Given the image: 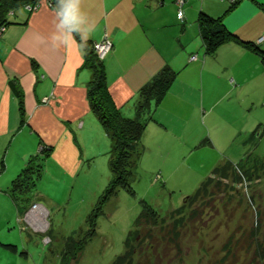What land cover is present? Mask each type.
Listing matches in <instances>:
<instances>
[{
	"label": "crops",
	"instance_id": "obj_1",
	"mask_svg": "<svg viewBox=\"0 0 264 264\" xmlns=\"http://www.w3.org/2000/svg\"><path fill=\"white\" fill-rule=\"evenodd\" d=\"M163 1L82 0V9L94 24L86 43L104 36L112 40L102 61L112 99L124 115L134 116L140 88L160 69L177 71L163 98L152 103V119L140 139L144 152L158 154L194 139L192 128L183 135L186 124L194 120L196 105L211 111L225 93L244 87L253 79L250 75L260 78L264 70L260 57L241 44L226 42L214 54L205 53L195 17L199 10L220 15L218 5L186 0L180 19L175 0H168L173 12L168 20L159 7ZM40 3L32 11L15 8L0 35V187L6 190L28 157L40 152L41 144L51 146L60 171L66 173H74L90 159L85 156L103 153L110 144L88 104L91 71L82 66L85 49L80 37L75 36L67 49L54 47L50 42L54 8ZM261 32L264 22L256 37ZM192 54L196 58H190ZM4 195L0 193V203H5Z\"/></svg>",
	"mask_w": 264,
	"mask_h": 264
},
{
	"label": "rangeland",
	"instance_id": "obj_2",
	"mask_svg": "<svg viewBox=\"0 0 264 264\" xmlns=\"http://www.w3.org/2000/svg\"><path fill=\"white\" fill-rule=\"evenodd\" d=\"M43 1L49 5L47 0ZM170 2L164 0L159 6L168 20L172 12ZM207 2L218 5L230 31L244 40L256 38L258 42L263 34L256 37L257 27L264 22V0H239L233 6L228 0ZM229 6L230 10H226ZM194 27L197 29V21ZM97 41L91 42L92 47ZM260 71V78L250 75L254 80L225 93L224 99L211 111L206 105L194 107V120L186 124L183 135L186 137L192 128L194 139L182 143L183 149L168 148L158 154L144 152L140 147L141 154L135 156L131 168L133 192L118 187L103 199L112 178L109 148L103 153L85 156L90 159L84 160L81 168L78 163L74 173L60 171L52 149L26 201L13 199L9 189L0 187L2 195L8 193L4 195L5 203H0V264H110L123 252L128 234L135 228L140 200H146L165 215L180 206L185 196L193 194L212 168L225 159H243V168L258 173L260 180L237 184L239 188L229 197L225 196V205L219 193L208 202L213 206L207 204L197 209L200 218L181 228L182 253L175 256L176 248L172 247L169 254L175 258L167 262L164 255L162 264H220L219 258L225 252L223 246L229 238L239 262H252L257 256L254 250L264 253V70ZM74 141L77 144L80 139ZM34 202L42 204L44 212L39 204L30 211ZM32 214L42 217V220L37 218L35 227L29 224ZM92 228L93 235L85 241ZM156 231L152 228L153 233ZM255 232L256 243L251 237ZM72 241L74 246L67 244ZM136 242L128 240L129 245ZM2 243L14 244L16 248L10 249Z\"/></svg>",
	"mask_w": 264,
	"mask_h": 264
},
{
	"label": "trees",
	"instance_id": "obj_3",
	"mask_svg": "<svg viewBox=\"0 0 264 264\" xmlns=\"http://www.w3.org/2000/svg\"><path fill=\"white\" fill-rule=\"evenodd\" d=\"M26 1L33 2L35 0H0V25H4L6 28L9 14H12L16 7L23 6ZM238 1L232 2V6L236 5ZM230 8L231 6L226 10H230ZM222 18L223 15L215 16L204 10L198 12L196 18L198 33L205 53L214 54L221 44L234 42L257 54L264 63V47L260 45V42L242 39L227 28ZM83 47L85 53L82 66L92 70L91 77L86 82L88 104L110 139L108 151L112 178L103 194V199H105L112 195L118 187H124L133 192L130 184L131 168L135 163V156L138 157L141 154L140 139L148 120L152 119L151 105L163 98L176 77L177 71L168 66L160 69L140 88L134 116H126L112 99L102 58L98 57L91 43H86ZM19 105L22 113L21 99ZM40 142H42L41 139ZM40 147V152L30 155L20 172L11 181L8 192L13 199L26 201L28 194L33 191L35 181L42 172L43 162L51 153L50 145L41 144ZM243 164V159L238 161L225 159L216 164L210 174L197 186L193 194L185 196L180 206L171 209L165 215L159 213L146 200H140L141 210L135 220V228L129 232L123 252L118 254L110 264H162V260L165 259L164 255L167 257L166 261L170 262V259L175 258L169 254L172 247L176 248L175 256H180L182 253L179 240L181 228L186 226L189 221H196L200 218L197 209L207 204L213 206V203L208 202L213 200L216 194L219 193V197L225 205L227 203L225 196L229 197L237 190L239 188L236 187L237 184H250L260 178L256 172L255 174L247 172L243 168ZM90 221L94 224L93 218H90ZM141 228H145V231L142 232ZM152 228L157 229L156 234L152 232ZM93 232L94 228H92L85 241L93 235ZM138 235L140 236L139 239H137ZM251 237L254 238L253 242L256 243L258 240L257 232L252 234ZM129 239L137 241L136 245H129ZM67 244L75 245L73 241ZM2 245L10 249L16 248V245L11 243H2ZM164 248L167 249L166 253ZM223 248L225 252L219 258L220 264H225L228 258H232V260H228V264H243L241 261L239 262L230 238L225 242ZM254 253L257 255V261L255 258L247 264H257V262L263 264L264 253L261 252L260 254L257 249L254 250ZM179 260H181V257H179Z\"/></svg>",
	"mask_w": 264,
	"mask_h": 264
},
{
	"label": "clouds",
	"instance_id": "obj_4",
	"mask_svg": "<svg viewBox=\"0 0 264 264\" xmlns=\"http://www.w3.org/2000/svg\"><path fill=\"white\" fill-rule=\"evenodd\" d=\"M94 31V24L82 9V0H55L53 31L50 42L54 47L69 48L79 36L83 47Z\"/></svg>",
	"mask_w": 264,
	"mask_h": 264
},
{
	"label": "built area",
	"instance_id": "obj_5",
	"mask_svg": "<svg viewBox=\"0 0 264 264\" xmlns=\"http://www.w3.org/2000/svg\"><path fill=\"white\" fill-rule=\"evenodd\" d=\"M47 1H48L49 6H54L55 7L54 0H47ZM184 1L185 0H175V3L177 5V7H178L177 8V16L180 19H182V17H183L182 6H183ZM228 1L229 2H235L236 0H228ZM36 3L39 5L40 0H35L33 2H28L27 4H24L23 6L25 8H27L28 10H30L31 8H33L34 6L37 5ZM4 29H5V26L4 25H0V35L4 31ZM262 41H264V32H263L262 36L259 37V39H258V42H262ZM111 47H112V40L109 37H107V36H104V38H102L100 41L94 42V44H93V48H94V50H95V52H96V54L98 55L99 58H103V56L110 50ZM190 58H192V59L196 58V55L192 54ZM43 101H46V99L44 98ZM38 204L39 203H37V202L32 203L30 211H34V209L37 206L41 205V204H39V205ZM41 209H42L41 212H44V207H41ZM37 218L39 220H42L41 219L42 217L41 216H37L36 214L35 215L32 214L30 220L28 218L29 224L32 227H35V225H36L35 222L37 221ZM33 219H34V221H33Z\"/></svg>",
	"mask_w": 264,
	"mask_h": 264
},
{
	"label": "bare ground",
	"instance_id": "obj_6",
	"mask_svg": "<svg viewBox=\"0 0 264 264\" xmlns=\"http://www.w3.org/2000/svg\"><path fill=\"white\" fill-rule=\"evenodd\" d=\"M41 207H44L42 204L40 205ZM42 210V209H41Z\"/></svg>",
	"mask_w": 264,
	"mask_h": 264
}]
</instances>
